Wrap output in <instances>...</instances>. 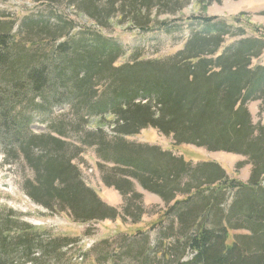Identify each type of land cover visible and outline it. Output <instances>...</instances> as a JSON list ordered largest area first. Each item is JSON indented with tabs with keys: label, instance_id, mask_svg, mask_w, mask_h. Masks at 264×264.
Returning a JSON list of instances; mask_svg holds the SVG:
<instances>
[{
	"label": "trees",
	"instance_id": "1",
	"mask_svg": "<svg viewBox=\"0 0 264 264\" xmlns=\"http://www.w3.org/2000/svg\"><path fill=\"white\" fill-rule=\"evenodd\" d=\"M20 1L50 8L25 16L19 25L0 17V150L6 163L19 167L23 158L31 169L33 179L24 180L23 194L50 214H66L77 223L115 221L123 213L124 223L136 224L144 209L134 179L165 204L174 203L162 220L175 212V222L166 228L169 246L161 250L159 234L158 248L148 250L146 243L125 248L129 259L264 264V125H254L248 109L260 102L264 112V65H253L264 54V37H249L239 23L223 19L178 16L191 0ZM155 11L172 18L153 21ZM113 21L131 22L141 33L185 29L187 36L182 49L165 59L133 56L118 66L125 51L102 32ZM63 105L68 115L51 118ZM37 116L51 134L31 132ZM93 118L111 135L101 126L95 133L85 130ZM66 119L100 159L116 166L99 168L103 183L124 197L122 213L82 179L74 163L78 152L65 142ZM146 129L157 130L174 146L245 157L237 167L251 165L249 182L229 178L217 163L194 166L160 147L129 142ZM12 230L9 219L1 222L0 264H65L63 251L79 244L69 236L36 234L26 224ZM89 254L79 264H88ZM187 254L192 257L183 261Z\"/></svg>",
	"mask_w": 264,
	"mask_h": 264
},
{
	"label": "rangeland",
	"instance_id": "2",
	"mask_svg": "<svg viewBox=\"0 0 264 264\" xmlns=\"http://www.w3.org/2000/svg\"><path fill=\"white\" fill-rule=\"evenodd\" d=\"M221 1V4L212 3L208 6L207 3L200 4L197 0H191L178 16L183 18L206 16L218 18L219 20L223 19L229 23H239L249 37H264V0ZM42 10H50V8L45 7L43 4H32L20 0H0V17L7 16L11 20H16L17 25L25 16H39ZM155 14L156 11L152 18L153 21H164L172 18L167 14L159 17ZM71 16L73 19L76 17L74 14ZM79 20L82 25L84 23L92 26L82 18ZM117 22L113 21L109 31L102 32L107 38L121 44L125 51V55L117 63L118 66L132 61L133 56L141 57L143 60L165 59L182 49L187 36L185 29L184 32L181 31L183 33L173 34L161 31L141 33L131 28V22L123 25H119ZM253 65H264V54L260 59L255 60ZM260 105V102L248 104L254 125L260 123L264 125V112L261 113ZM68 110L69 107L63 105L52 113L51 118L53 116L55 119L64 117L68 115ZM70 117L69 119H71ZM111 118V116H108V119ZM40 119V117H36V123L32 125L31 132L36 135L51 134L50 126L45 122H40ZM69 119L65 121L68 124L65 130L67 136L65 142L78 152L74 163L78 166L82 179L107 206L118 209L119 214L122 213L121 208L125 204L124 197L113 187H107L103 183L102 170L99 168L101 165L108 169H114L116 166L111 162L100 159L96 155L95 149L89 147V143L85 142V144L82 137L77 136L79 129L76 131L72 129L68 123ZM99 120V118L89 120L85 125V130L95 133L101 126V128L105 127L106 133L111 135V129L100 124ZM129 142L160 147L162 150L172 152L175 156L182 157L194 166L203 162L217 163L225 170L229 178L239 180L245 184L250 179L251 165H245L242 168L237 167L245 161V157L241 155L210 153L203 148L191 145L174 146L170 138L163 136L154 129L142 131L139 135L129 138ZM19 164L21 166L17 167L6 163L0 150V224L9 219L13 225L12 232H18V229L26 224L34 230V233L39 235L52 234L54 236L77 238L79 240L77 246L63 251L62 258L65 264H79L83 254L89 250L91 260L88 264H94L93 260H98V264H139L136 259H129L125 248L128 249L146 243L148 250L152 249L159 245L160 235V244L163 245L161 250L165 246H169L170 241L167 238H172V236L165 235L168 234L166 228L174 225L175 218L173 214L175 212L166 215V221L162 219L164 214L173 208L174 203L165 204L158 195L144 190L134 179L130 180L135 186L136 194L142 197L141 205L144 209L140 222L135 224L131 219H126L127 222L124 223L122 213L120 216L123 221L118 218L115 221L104 220L81 224L75 222L66 214L52 215L26 197L22 192L21 185L24 180H32L33 174L31 169L26 166L23 158L20 159ZM184 198V196H178L177 200H183ZM104 241H106V244L102 243ZM191 257V254H187L183 261H187ZM158 258L160 259L161 256L159 255Z\"/></svg>",
	"mask_w": 264,
	"mask_h": 264
}]
</instances>
